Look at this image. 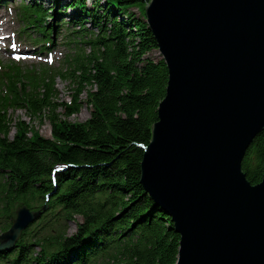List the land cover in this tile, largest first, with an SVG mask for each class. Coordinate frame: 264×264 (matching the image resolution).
<instances>
[{"label":"trees","instance_id":"obj_1","mask_svg":"<svg viewBox=\"0 0 264 264\" xmlns=\"http://www.w3.org/2000/svg\"><path fill=\"white\" fill-rule=\"evenodd\" d=\"M87 1L24 7L45 29L56 13L76 27L73 59L55 76L73 93L71 104L59 103L47 70L31 76L14 66L17 77L7 96L0 95V234L19 206H48L41 229L34 231V224L26 230L12 253L0 254V264H176L180 236L140 184L142 146L152 138L168 84L164 60L148 57L158 51L146 23L151 0H92L93 8ZM83 94L90 118L73 123ZM19 110L39 123L49 120L52 139L24 120L13 123L10 112ZM58 165L67 168L53 186L51 171ZM243 171L253 185L261 182L264 132L248 149ZM69 222L76 223L74 234Z\"/></svg>","mask_w":264,"mask_h":264},{"label":"water","instance_id":"obj_2","mask_svg":"<svg viewBox=\"0 0 264 264\" xmlns=\"http://www.w3.org/2000/svg\"><path fill=\"white\" fill-rule=\"evenodd\" d=\"M168 69L140 184L180 236L176 264H264V175L243 161L264 132V0H151ZM47 211L17 208L0 254Z\"/></svg>","mask_w":264,"mask_h":264},{"label":"rangeland","instance_id":"obj_3","mask_svg":"<svg viewBox=\"0 0 264 264\" xmlns=\"http://www.w3.org/2000/svg\"><path fill=\"white\" fill-rule=\"evenodd\" d=\"M24 0H15V5L21 3ZM33 1H40L41 4L45 5L46 8H51L54 5L55 0H33ZM63 3H69L72 0H62ZM87 6L90 8H93V2L92 0H88L87 1ZM71 11H69L68 13H70ZM135 13H137V15L139 16V13L137 10H134ZM0 16H4L6 21H8L7 23V27L9 30L11 31H17L18 29L20 30V26H18V22H16L14 20V16H12V13L8 11V9L6 7H2L0 8ZM51 23H54V21L51 20ZM89 25L86 24V26ZM89 27V26H87ZM59 43L57 42V45ZM150 59H152L155 62H158L162 59V56L160 55L159 51H153L149 54L148 56ZM6 56L3 55V60L6 61ZM25 72V71H24ZM55 87L58 91V101L59 103H68L71 99H72V93L73 90L71 88V84L68 81H64L61 78H57L55 81ZM81 102H83L82 107H81V111L78 115L73 116L70 120L73 123H82L85 122L86 120H88L90 118V112L91 109L90 107L86 106V94L82 95L81 98ZM60 113H63V109H60L59 111ZM10 116L13 119V123L17 122L18 120H24L28 123H30L31 126H34L35 129L45 138H49L51 136V132H52V126L49 122V120L45 119L44 122L39 123L38 120H32V118L27 114L26 111L24 110H19V111H11L10 112ZM12 134H14V131L12 132ZM78 220L81 222V218H78ZM40 222V223H39ZM44 222H42L43 224ZM36 225H32L31 227L34 229V227H37L36 230L41 229V219H39L36 223ZM34 226V227H33ZM68 229H69V234H74L76 232V223L75 222H69L68 223ZM31 230V229H30ZM30 232V231H29ZM38 234V233H37ZM30 235V234H29ZM28 235V236H29ZM36 235V234H35ZM32 244H34V241L32 242ZM37 251H40L38 246H35V254L37 253ZM8 264V263H6Z\"/></svg>","mask_w":264,"mask_h":264},{"label":"bare ground","instance_id":"obj_4","mask_svg":"<svg viewBox=\"0 0 264 264\" xmlns=\"http://www.w3.org/2000/svg\"><path fill=\"white\" fill-rule=\"evenodd\" d=\"M163 59V58H162Z\"/></svg>","mask_w":264,"mask_h":264}]
</instances>
